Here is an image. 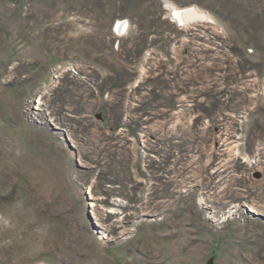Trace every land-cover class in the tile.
<instances>
[{
	"label": "rangeland",
	"instance_id": "1",
	"mask_svg": "<svg viewBox=\"0 0 264 264\" xmlns=\"http://www.w3.org/2000/svg\"><path fill=\"white\" fill-rule=\"evenodd\" d=\"M0 264H264V0H0Z\"/></svg>",
	"mask_w": 264,
	"mask_h": 264
},
{
	"label": "bare ground",
	"instance_id": "2",
	"mask_svg": "<svg viewBox=\"0 0 264 264\" xmlns=\"http://www.w3.org/2000/svg\"><path fill=\"white\" fill-rule=\"evenodd\" d=\"M203 16L206 17L202 12H199L195 8H191V7H184V8L173 7V18L179 20V22L181 24H182V22L186 23L189 20L201 19ZM118 26H120V28H123V22L119 21Z\"/></svg>",
	"mask_w": 264,
	"mask_h": 264
},
{
	"label": "built area",
	"instance_id": "3",
	"mask_svg": "<svg viewBox=\"0 0 264 264\" xmlns=\"http://www.w3.org/2000/svg\"><path fill=\"white\" fill-rule=\"evenodd\" d=\"M125 21H126V20H125ZM118 24H119V23H118ZM118 24H117V25H118Z\"/></svg>",
	"mask_w": 264,
	"mask_h": 264
}]
</instances>
